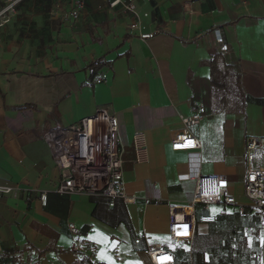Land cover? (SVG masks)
Returning a JSON list of instances; mask_svg holds the SVG:
<instances>
[{
  "label": "crops",
  "instance_id": "obj_1",
  "mask_svg": "<svg viewBox=\"0 0 264 264\" xmlns=\"http://www.w3.org/2000/svg\"><path fill=\"white\" fill-rule=\"evenodd\" d=\"M109 1L85 0L72 18L74 0H18L0 26V185L11 189L0 192V264H153L149 245L170 247L172 264H264V210L244 194L245 141L264 137V0H134L138 19ZM135 20L153 36L130 34ZM216 54L240 70L243 99L233 107L212 95ZM102 73L107 80L95 81ZM99 107L117 119L122 186L134 202L55 191L60 172L43 134ZM194 113V166L224 175L236 204H194L191 238L173 241L170 207L190 203L195 180L184 176L188 151L170 142ZM136 131L143 163L133 161ZM262 160L256 151L253 165ZM68 222L84 250H72Z\"/></svg>",
  "mask_w": 264,
  "mask_h": 264
},
{
  "label": "built area",
  "instance_id": "obj_2",
  "mask_svg": "<svg viewBox=\"0 0 264 264\" xmlns=\"http://www.w3.org/2000/svg\"><path fill=\"white\" fill-rule=\"evenodd\" d=\"M149 1V0H147ZM18 0H7L0 6V26L8 22L15 10ZM85 0H74L70 16L76 18L84 7ZM109 5H121L125 10L138 19L137 7L134 0H110ZM138 21L128 25V32L136 34L141 39H148L153 32L138 31ZM137 31V32H136ZM216 42L221 51H227L222 32L219 28L213 30ZM105 73L96 77L95 81L105 82ZM200 119L194 113L186 119V126L177 131L171 139L173 150L188 151L190 165L193 171L184 176L195 180L192 199L185 206L170 207V222L168 232L171 240L179 241L191 238L194 217L192 207L196 203L205 206L215 203L236 204L233 196L227 194L228 180L224 175H203L198 171L199 151L202 148L201 140L194 136L187 126L194 125ZM55 164L60 172V179L55 191L61 194L89 193L100 194L111 198H120L126 203L134 202L135 198L126 196L122 186V166L120 143L118 138V122L115 115L107 107H99L91 115L85 116L75 123L67 126H55L43 134ZM133 161L143 163L147 161V145L143 131H136L132 135ZM179 145V147H177ZM262 152V163L253 165L255 152ZM245 159L247 169L245 174V197L257 208L264 210V137H247L245 141ZM10 187L0 185V192L8 193ZM111 205L113 202L110 203ZM242 211V207H239ZM68 230L75 239L71 245L72 250L85 249L80 238V230L73 223L68 222ZM260 231L264 242V216L259 221ZM136 243L139 238L134 240ZM153 264H172L174 256L170 247L149 245L146 250Z\"/></svg>",
  "mask_w": 264,
  "mask_h": 264
},
{
  "label": "trees",
  "instance_id": "obj_3",
  "mask_svg": "<svg viewBox=\"0 0 264 264\" xmlns=\"http://www.w3.org/2000/svg\"><path fill=\"white\" fill-rule=\"evenodd\" d=\"M222 60L223 57L218 54L211 57V91L217 100L225 101L227 106L233 107L243 99L240 70L232 62L221 64ZM99 63V61H95L90 63L89 67L95 70ZM83 261H87V259L84 257L75 264H81Z\"/></svg>",
  "mask_w": 264,
  "mask_h": 264
},
{
  "label": "snow or ice",
  "instance_id": "obj_4",
  "mask_svg": "<svg viewBox=\"0 0 264 264\" xmlns=\"http://www.w3.org/2000/svg\"><path fill=\"white\" fill-rule=\"evenodd\" d=\"M177 147H179V145H177ZM91 239V238H90ZM101 255H103V253H101ZM109 264H112V262L111 261H109Z\"/></svg>",
  "mask_w": 264,
  "mask_h": 264
}]
</instances>
